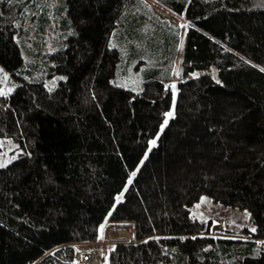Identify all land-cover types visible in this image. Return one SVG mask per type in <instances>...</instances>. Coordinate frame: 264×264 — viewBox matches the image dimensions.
<instances>
[{
    "label": "trees",
    "instance_id": "1",
    "mask_svg": "<svg viewBox=\"0 0 264 264\" xmlns=\"http://www.w3.org/2000/svg\"><path fill=\"white\" fill-rule=\"evenodd\" d=\"M137 1L60 0L29 14L0 0V64L21 80L0 91V138L24 150L0 166V264H71L64 245L98 240L106 218L132 221L135 240L116 241L105 264H264V6L156 0L189 25L175 96L168 68L145 70L139 89L116 81L141 47L180 42L141 33ZM48 13L66 34L30 61L18 23L44 31ZM38 61L63 76L57 85L33 75ZM204 195L248 209L250 239L213 235L191 210Z\"/></svg>",
    "mask_w": 264,
    "mask_h": 264
},
{
    "label": "rangeland",
    "instance_id": "2",
    "mask_svg": "<svg viewBox=\"0 0 264 264\" xmlns=\"http://www.w3.org/2000/svg\"><path fill=\"white\" fill-rule=\"evenodd\" d=\"M59 1L60 0H19L22 4L26 2L25 4L28 5L27 9L29 14L33 12L39 13L45 7H47L48 12L56 4H58ZM254 4L264 6V0H254ZM36 8H38V10H36ZM134 10L145 17L144 24L140 29L141 33L151 34V31L160 30L161 28L165 29L167 32H177L180 42L172 52L169 48L165 49V47L162 46L158 47L156 52H150L148 50L149 48H144L145 46L141 47L145 49L147 54L145 56L141 55V57L137 56L131 61L123 59L116 81L126 86L139 89V87H141L142 77L145 70L153 67L159 69L168 68L170 69L171 84L173 85L174 94L176 96V83L181 75L182 48L189 26L188 20L184 14H177L164 7L156 0H138L134 6ZM49 13V21L46 23L44 31L39 30L38 28L40 27H38V24L34 22V19H29V16L24 17V21L18 23L19 38H21L27 51V53H25V58H29L30 61L36 60L35 58H38V56L45 57L46 54H49L59 48L61 45V39L64 34H66L60 28L58 16H54L53 13ZM140 31L139 34H141ZM118 36L119 33L114 40V43L116 44H120V38ZM147 38L150 40L152 35H147ZM147 38L146 42L148 43L149 40ZM121 40L122 54L125 58H129L130 51L128 48L130 41H125L124 38ZM141 48L138 46L136 52H141L143 50ZM130 54H132V52ZM41 60V62H43V59ZM40 65V62L38 61L35 67L38 66L39 71L33 75H38L37 77L45 80L47 86L49 87L57 85L63 76H49V74L45 72L44 66L42 67ZM20 81V78L13 75L4 65L0 64V82L2 84L0 90L1 93H10L20 83ZM169 113L173 115L174 107L168 111L166 120L170 117L168 115ZM156 139L157 137L151 140V145H153V141L156 143ZM0 146V165L9 163L24 151L17 140L12 137H1ZM121 197L122 194L118 195V199ZM191 210L192 213L200 219L212 220L213 235L250 239L249 230L253 228L254 225L250 220V212L246 208L242 209L238 206L228 205L204 195L191 207ZM108 221H110V219L106 218L102 229V235L98 240H95V242H98V244L104 247V251H107L109 247L116 243L114 240L108 242L105 239V226ZM133 231H135V229ZM134 240L135 237L133 235L131 238L128 237V235H124L121 239H117V241ZM92 243V241H78L72 242L69 245H64V249L70 247V250H64V256L69 259L71 254L75 253L76 249L83 250L92 245Z\"/></svg>",
    "mask_w": 264,
    "mask_h": 264
},
{
    "label": "built area",
    "instance_id": "3",
    "mask_svg": "<svg viewBox=\"0 0 264 264\" xmlns=\"http://www.w3.org/2000/svg\"><path fill=\"white\" fill-rule=\"evenodd\" d=\"M135 225L132 221H108L105 226V239L108 242L112 240L117 241L124 235L132 237L134 234ZM110 234V235H109ZM92 245L83 249L75 250V253L71 254L68 261L71 264H103L104 263V247L98 244V242L92 241Z\"/></svg>",
    "mask_w": 264,
    "mask_h": 264
},
{
    "label": "snow or ice",
    "instance_id": "4",
    "mask_svg": "<svg viewBox=\"0 0 264 264\" xmlns=\"http://www.w3.org/2000/svg\"><path fill=\"white\" fill-rule=\"evenodd\" d=\"M168 115H169V116H171L172 114H171V113H169ZM165 123H167V121H165ZM152 143L154 144V143H155V141H153ZM0 166H3V165H0ZM102 227H103V226H102Z\"/></svg>",
    "mask_w": 264,
    "mask_h": 264
},
{
    "label": "water",
    "instance_id": "5",
    "mask_svg": "<svg viewBox=\"0 0 264 264\" xmlns=\"http://www.w3.org/2000/svg\"><path fill=\"white\" fill-rule=\"evenodd\" d=\"M133 236L135 237V232H134Z\"/></svg>",
    "mask_w": 264,
    "mask_h": 264
}]
</instances>
